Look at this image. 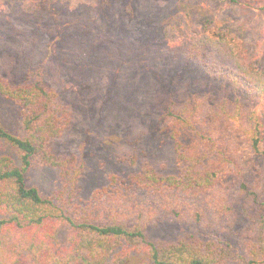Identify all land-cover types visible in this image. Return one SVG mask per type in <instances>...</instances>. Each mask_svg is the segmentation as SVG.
<instances>
[{
  "label": "trees",
  "instance_id": "1",
  "mask_svg": "<svg viewBox=\"0 0 264 264\" xmlns=\"http://www.w3.org/2000/svg\"><path fill=\"white\" fill-rule=\"evenodd\" d=\"M188 53L233 92L213 105L197 98L173 104L161 116L159 128L173 145V173L146 164L108 176L86 197L83 163L52 149L72 126L70 110L40 73L18 84L0 77V96L20 107L23 130L19 137L0 124V264H264V142L257 112L264 111V71L225 33L193 37ZM229 122L238 124L239 136L217 134ZM33 162L59 171L55 195L44 198L27 185ZM240 216L245 224L236 231ZM169 219L208 235L148 238V228ZM63 227L68 232L60 241ZM231 232L233 241L226 239Z\"/></svg>",
  "mask_w": 264,
  "mask_h": 264
},
{
  "label": "rangeland",
  "instance_id": "2",
  "mask_svg": "<svg viewBox=\"0 0 264 264\" xmlns=\"http://www.w3.org/2000/svg\"><path fill=\"white\" fill-rule=\"evenodd\" d=\"M51 1L57 15L47 0H0V77L18 84L40 73L70 110L72 126L52 149L83 163L84 197L108 176L146 164L173 173V145L159 128L161 116L173 104L197 98L213 105L233 92L189 58L193 37L225 33L240 43L250 65L264 71V0ZM257 112L264 142V111ZM0 124L23 136L20 107L1 96ZM238 128L229 122L217 134L239 136ZM5 153L14 155L8 148ZM26 183L48 198L61 187L60 173L33 162ZM244 224L240 216L236 231ZM67 232L60 229L58 239L64 241ZM146 234L168 242L208 232L169 219Z\"/></svg>",
  "mask_w": 264,
  "mask_h": 264
}]
</instances>
